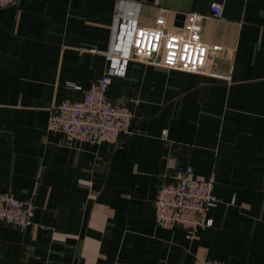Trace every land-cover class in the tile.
Returning <instances> with one entry per match:
<instances>
[{
    "label": "crops",
    "instance_id": "1",
    "mask_svg": "<svg viewBox=\"0 0 264 264\" xmlns=\"http://www.w3.org/2000/svg\"><path fill=\"white\" fill-rule=\"evenodd\" d=\"M122 1L139 23L162 10L204 14L206 68L130 61L109 97L132 106L130 135L65 142L51 109L108 68ZM223 7L220 18L210 5ZM134 101L136 104H134ZM166 132V137H163ZM174 156L214 177L216 205L194 239L155 224L153 200ZM0 190L34 205L25 230L0 224V264H264V0H18L0 8Z\"/></svg>",
    "mask_w": 264,
    "mask_h": 264
},
{
    "label": "built area",
    "instance_id": "2",
    "mask_svg": "<svg viewBox=\"0 0 264 264\" xmlns=\"http://www.w3.org/2000/svg\"><path fill=\"white\" fill-rule=\"evenodd\" d=\"M18 0H0V8ZM213 16L220 18L223 7L210 5ZM141 5L122 1L111 27L112 37L106 53L108 68L79 99L64 100L55 105L48 118V129L63 135L65 142H114L120 135H130L132 106L116 104L109 97L114 76H124L130 61L148 62L168 69L205 73L220 78L221 74L206 68L210 50L202 38L204 14L189 12L180 25L168 20V10H162L151 25L139 23ZM134 104L136 102L134 101ZM166 137V132H163ZM164 177L169 181L158 186L153 200L155 224L164 229L180 228L189 240L201 226H211L209 210L216 205L214 177L202 180L194 176L190 166H182L174 156H167ZM34 205L0 190V224L25 230L32 224ZM201 264H225L203 256Z\"/></svg>",
    "mask_w": 264,
    "mask_h": 264
},
{
    "label": "water",
    "instance_id": "3",
    "mask_svg": "<svg viewBox=\"0 0 264 264\" xmlns=\"http://www.w3.org/2000/svg\"><path fill=\"white\" fill-rule=\"evenodd\" d=\"M184 17V16H183Z\"/></svg>",
    "mask_w": 264,
    "mask_h": 264
}]
</instances>
